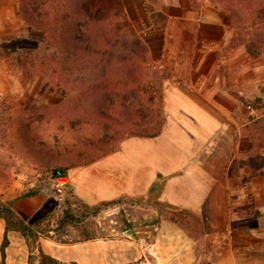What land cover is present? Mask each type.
Here are the masks:
<instances>
[{"label": "crops", "instance_id": "1", "mask_svg": "<svg viewBox=\"0 0 264 264\" xmlns=\"http://www.w3.org/2000/svg\"><path fill=\"white\" fill-rule=\"evenodd\" d=\"M121 6L133 31L147 32L153 66L161 58L157 69L170 73L161 83L165 119L156 136L125 137L114 151L69 168L73 194L95 204L156 193L171 210L201 216L207 226L201 239L224 246L214 260L264 264V53L252 57L244 44L229 46L227 11L210 2L122 0ZM61 196L22 194L10 199L9 208L15 221L34 228L59 211ZM214 216L224 222L218 231ZM159 227L171 240L178 236L179 226L171 220L137 224L122 245H139ZM161 236H154L156 244H162ZM37 240L50 252L44 238ZM96 242L58 243L62 247L52 242L58 247L51 253L59 262L85 264L86 256L75 249L90 250ZM114 242L100 243L107 262ZM28 256L25 233L0 217V264H29Z\"/></svg>", "mask_w": 264, "mask_h": 264}, {"label": "rangeland", "instance_id": "2", "mask_svg": "<svg viewBox=\"0 0 264 264\" xmlns=\"http://www.w3.org/2000/svg\"><path fill=\"white\" fill-rule=\"evenodd\" d=\"M190 1L196 6L204 1L210 2L227 11L226 23L233 31L229 46L249 43L257 52V55H251L245 47L252 57L264 53V46L258 44L260 39L264 41V0H248L241 6V0ZM230 4L238 9L239 15L229 11L227 5ZM246 4L254 10L246 9ZM20 8L19 0H0V42L7 43L11 51L8 56H0V208H9L10 199L14 196L46 189L50 185L46 178L49 170L61 169L67 176L69 168L84 166L82 163L89 157L102 156L103 151L111 147L116 149L125 138L123 135L121 140L114 141V128L104 129L98 125L97 97H88L76 106L71 100L78 92L76 87L64 82L47 84V66L42 65L36 73L29 71L20 56L24 52L23 46L34 47L35 43L44 42L47 35L28 21ZM141 11L143 14L146 12L144 9ZM257 12L260 13L257 15ZM120 17L126 30L132 31V21L128 22L122 11ZM66 31L68 34L69 29ZM139 36L147 48L146 60L140 63V97L157 113L162 109L159 105L162 78L170 73L157 69L161 58L153 66L145 38H149L147 32ZM115 76L123 79L119 73ZM55 194L62 195L59 211L25 232L29 264H52L51 258L56 259L57 264H77L59 262L51 250L58 247V243L69 245L90 240L97 241L99 245L90 246V250L85 248L86 251L75 249L74 252L78 256H86L87 259L82 258L87 261L85 264H230L214 260L224 246L201 239L207 226L203 225L199 214L185 209L171 210L159 201L156 193L139 197L123 195L114 198L115 203L107 200L88 204L73 194L67 182L55 190ZM163 220L174 221L179 226L178 236L173 240L159 227L147 234L139 245L133 242L122 245L125 243L123 238H128L127 232L133 226L154 222L159 225ZM221 220L218 218L212 224L217 231L224 226ZM158 232L162 234V244L155 242L154 236ZM38 237L49 243L50 252L41 249ZM106 238L115 241L110 247L114 262L110 256L107 262L100 244ZM193 239L199 240L195 243ZM49 240L58 246L47 242ZM127 251L128 259L124 256Z\"/></svg>", "mask_w": 264, "mask_h": 264}, {"label": "trees", "instance_id": "3", "mask_svg": "<svg viewBox=\"0 0 264 264\" xmlns=\"http://www.w3.org/2000/svg\"><path fill=\"white\" fill-rule=\"evenodd\" d=\"M241 1L240 6L248 0ZM19 2L21 14L47 35L44 42L35 43L34 47L23 46L20 56L29 71L36 73L42 65L47 66V84L64 82L76 87L78 92L71 99L76 106L88 97H97L98 125L104 129L112 126L114 141L121 140L123 135L153 137L160 132L165 119L163 109L153 112L139 92L140 63L146 60L147 48L137 32L126 30L120 17L121 0ZM227 7L233 15L240 14L232 4ZM248 8L254 10L246 4ZM263 43V39L258 41L260 47ZM245 47L251 55H257L249 43ZM9 53L7 43L0 42V56ZM115 73L123 79H117ZM114 150L112 147L104 150L102 156ZM99 157H89L82 165ZM110 202L115 203L114 199ZM0 217L8 226L14 224L24 233L31 229L15 221L10 208H0ZM50 263L58 262L51 258Z\"/></svg>", "mask_w": 264, "mask_h": 264}, {"label": "built area", "instance_id": "4", "mask_svg": "<svg viewBox=\"0 0 264 264\" xmlns=\"http://www.w3.org/2000/svg\"><path fill=\"white\" fill-rule=\"evenodd\" d=\"M46 178L50 185L42 192L46 195L55 194V190L68 182L66 174L61 169H53L46 172Z\"/></svg>", "mask_w": 264, "mask_h": 264}]
</instances>
